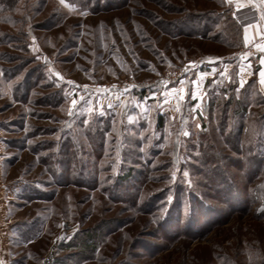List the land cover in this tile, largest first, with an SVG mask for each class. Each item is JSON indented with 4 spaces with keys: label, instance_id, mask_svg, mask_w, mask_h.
Wrapping results in <instances>:
<instances>
[{
    "label": "rangeland",
    "instance_id": "374dc122",
    "mask_svg": "<svg viewBox=\"0 0 264 264\" xmlns=\"http://www.w3.org/2000/svg\"><path fill=\"white\" fill-rule=\"evenodd\" d=\"M241 35L227 0H0V151L10 152L12 179L38 184L55 222L45 254L4 258L264 264V98L251 79L239 86L241 58L252 50ZM194 81L203 96L195 113ZM181 86L176 113L164 94ZM245 90L238 155L228 144L232 121L221 133L218 105ZM206 130L246 203L206 167L214 155L202 145ZM165 219L182 224L168 234L190 233L167 237Z\"/></svg>",
    "mask_w": 264,
    "mask_h": 264
},
{
    "label": "crops",
    "instance_id": "0c3cea01",
    "mask_svg": "<svg viewBox=\"0 0 264 264\" xmlns=\"http://www.w3.org/2000/svg\"><path fill=\"white\" fill-rule=\"evenodd\" d=\"M227 2L232 5L233 17L241 27L242 45L259 53L257 62L250 56L241 58V65L251 64V68L243 73V79L245 83L255 80L256 91L264 98V86L258 83L260 58L264 57V53L256 47V44H264V7L260 6L259 0ZM253 7L256 12L251 11ZM245 35L248 43H245ZM241 65L238 69L239 86ZM9 153L0 151V261L4 264H10L4 258L7 255L45 254L48 241L52 242L55 238L54 215L48 212L46 199L37 194L38 184H31L22 177L11 178L13 163Z\"/></svg>",
    "mask_w": 264,
    "mask_h": 264
},
{
    "label": "trees",
    "instance_id": "16d2710c",
    "mask_svg": "<svg viewBox=\"0 0 264 264\" xmlns=\"http://www.w3.org/2000/svg\"><path fill=\"white\" fill-rule=\"evenodd\" d=\"M252 82H254L255 84V80H251V82L249 81L248 85L251 84ZM249 99H250V93L249 91L245 90L243 92V97L242 99H238L236 100L233 96H229V100H223L221 101V103L218 105L219 108V112H220V125H221V133L224 135L228 126L229 121H232L233 125L232 129H231V134H229V138H228V144H230V149L232 151H234L236 154L240 155L241 150H240V146L235 142L236 136L240 135L242 132V126H243V122H244V118H245V114L248 111V108L250 106L249 103ZM235 124H237V126H235ZM236 135V136H235ZM202 138V145L208 150V152H216L214 150L215 146H216V140L214 139L215 137L212 136V134L210 133V131H207L205 133H203L201 135ZM214 155L212 157H210V159H205V165L206 167H208L209 171H219V173H221L222 175V179H221V185L223 187H227L230 190H232L233 194L236 195V197H241L242 199V203H246L245 200H243L242 198V194L237 186V184L230 179V176L228 175V173H223L225 170H222V166L218 167V158L217 155H215V153H213ZM220 154V153H218ZM253 156L255 157V159L252 161V165H254V167H257V165L262 164V160L259 159V155H256L253 153ZM77 159H74V162H76ZM77 164V162H76ZM74 163V165H76ZM75 168V166H74ZM223 173V174H222ZM209 176V175H208ZM229 176V177H228ZM253 176V174H252ZM223 193V192H221ZM180 222L178 220H175L174 222L172 220H163L162 221V230L168 234V232H166L165 230H167L168 228H172L175 230V228L177 230L180 229V227L182 226V224H179ZM204 225H206L207 227L210 225L208 224V221H205L203 223ZM212 225V224H211ZM193 229V228H192ZM188 229L182 231H179L180 233L183 234H189L190 231H187ZM168 234L166 235L167 237H173L174 239H176L177 236H179L180 234ZM93 240L92 237L87 238V242H91ZM72 247V246H69Z\"/></svg>",
    "mask_w": 264,
    "mask_h": 264
},
{
    "label": "snow or ice",
    "instance_id": "6c2138e0",
    "mask_svg": "<svg viewBox=\"0 0 264 264\" xmlns=\"http://www.w3.org/2000/svg\"><path fill=\"white\" fill-rule=\"evenodd\" d=\"M60 2L63 4L64 3V0H60ZM253 2H255V0H253ZM259 3H260V6L261 7H264V0H259ZM262 19H264V14H262ZM34 39V38H33ZM245 43H248V37L247 35H245ZM256 47L257 49L264 53V44H256ZM209 63H213L214 60L210 59L208 61ZM194 66V65H193ZM260 70L258 72V76H259V80H258V83L262 86H264V57H261L260 58ZM251 68V64H248V65H241V69H240V75H241V82H240V86L243 87L245 81L243 79V73L245 72L246 69H250ZM215 74V69H213V75ZM57 77H59V73L56 74ZM201 75V79L204 78V76H206L207 74L206 73H202L200 74ZM222 76H225L227 77V73L226 71L221 73ZM68 83H72L71 81H68ZM195 87H196V91H193L192 92V99L194 100H197V103L192 107V112L195 113L198 109L201 108V105H202V101H203V96L201 94V91H200V83L199 81H194L193 82ZM109 91V89L107 88H102V89H97V92L99 93H107ZM125 91H128V89H125ZM165 100L163 101V103L167 104V103H170V100L168 99L169 97L171 98V100H174L175 101V109L174 111L176 113H180L181 112V106H182V103L185 101L186 99V95H187V90L186 88H184L183 86H181L179 89H176V88H173L171 89L170 92H166L165 94ZM117 99H119V97L117 96L116 97ZM153 98H155V94L153 95ZM83 99V98H82ZM89 107H88V112L89 113H92L93 111V108L91 107L92 105V99H87L85 101ZM77 99H72L71 100V105H72V109H75L76 106H77ZM97 104H98V108L97 110L102 112L103 110V104L98 100L97 101ZM108 107H112V104L111 102L108 103ZM72 109H69V115H72ZM196 117L193 116V119H195ZM87 120L85 121V124H87ZM199 127V125H197ZM189 132L185 131L183 132V135L185 137L189 136ZM185 175H187V173H185ZM262 211H264V209H262ZM63 237H61L62 239ZM0 264H4L3 261H0Z\"/></svg>",
    "mask_w": 264,
    "mask_h": 264
},
{
    "label": "built area",
    "instance_id": "2783aa9c",
    "mask_svg": "<svg viewBox=\"0 0 264 264\" xmlns=\"http://www.w3.org/2000/svg\"><path fill=\"white\" fill-rule=\"evenodd\" d=\"M256 10H257V9H256L255 7H253V8L251 9L252 12H256ZM244 55L253 57V60H254L255 62H257L256 56H255V53H254L253 50H246V51L244 52Z\"/></svg>",
    "mask_w": 264,
    "mask_h": 264
},
{
    "label": "water",
    "instance_id": "95a60500",
    "mask_svg": "<svg viewBox=\"0 0 264 264\" xmlns=\"http://www.w3.org/2000/svg\"><path fill=\"white\" fill-rule=\"evenodd\" d=\"M52 255H53V252L51 253V255H50V257H49V259H50L49 262L51 261Z\"/></svg>",
    "mask_w": 264,
    "mask_h": 264
},
{
    "label": "bare ground",
    "instance_id": "6f19581e",
    "mask_svg": "<svg viewBox=\"0 0 264 264\" xmlns=\"http://www.w3.org/2000/svg\"><path fill=\"white\" fill-rule=\"evenodd\" d=\"M50 259H47V262H49Z\"/></svg>",
    "mask_w": 264,
    "mask_h": 264
}]
</instances>
